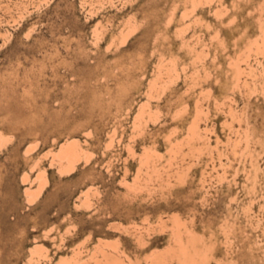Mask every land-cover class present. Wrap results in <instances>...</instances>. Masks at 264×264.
I'll list each match as a JSON object with an SVG mask.
<instances>
[{"label":"rangeland","instance_id":"obj_1","mask_svg":"<svg viewBox=\"0 0 264 264\" xmlns=\"http://www.w3.org/2000/svg\"><path fill=\"white\" fill-rule=\"evenodd\" d=\"M258 33L264 0H0V264H264Z\"/></svg>","mask_w":264,"mask_h":264},{"label":"bare ground","instance_id":"obj_2","mask_svg":"<svg viewBox=\"0 0 264 264\" xmlns=\"http://www.w3.org/2000/svg\"><path fill=\"white\" fill-rule=\"evenodd\" d=\"M248 25L250 26V24H248ZM251 30H253V29H251ZM254 32H256V31H254ZM231 34H232V32H231ZM249 34H250V30H249ZM257 35L255 34L254 39L253 38L250 40L248 39V41H245L244 44H250V43L252 44L253 43L257 46V49L259 51H264V41L261 39L260 34L258 36ZM249 36L247 34V37H249ZM244 37L245 36H243V38ZM232 38H233V36H232ZM0 108H1V106H0ZM14 120H15V122H32L35 120V117L33 115L27 114L22 109V107L17 106V108L15 109V112H14ZM179 242H180L179 250L183 256V261H182L183 264H211V259H206L205 257L203 258V255H206L207 253L209 254V252H210L212 254V257L214 256L215 246L213 244L208 243V242L203 243V239L198 237L197 235H191L190 237L183 235L180 237Z\"/></svg>","mask_w":264,"mask_h":264}]
</instances>
